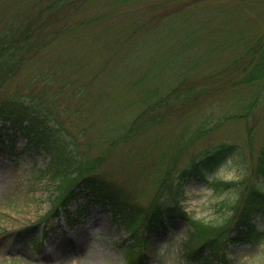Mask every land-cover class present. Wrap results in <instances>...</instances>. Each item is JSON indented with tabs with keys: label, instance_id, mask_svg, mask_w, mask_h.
<instances>
[{
	"label": "trees",
	"instance_id": "1",
	"mask_svg": "<svg viewBox=\"0 0 264 264\" xmlns=\"http://www.w3.org/2000/svg\"><path fill=\"white\" fill-rule=\"evenodd\" d=\"M263 5L264 0H14V4L3 5V12L13 10L14 18L5 19L0 25V87L21 67L39 62L37 57L44 54L50 64L46 70H40L42 78L47 76L52 80L57 69L61 73L66 70L53 91L43 90L35 98L32 93L16 92L0 96V132L7 134L11 144L15 134L22 135L26 148L48 156L43 172L52 182L53 192L43 217L41 237L37 234L29 245L33 254L40 251L54 218L65 214L71 226L75 221L72 213L77 217L91 216L94 207L109 211L110 223L127 234L121 238L127 264L149 261L147 244L152 241L157 249L175 230L176 233L180 230L181 235L180 257L188 264H232L229 252L232 254L239 246L251 248L261 241L264 237V144L252 166L253 178L243 188L239 187L241 182L212 176L227 159L241 160L243 148L238 142L221 141L175 170L177 156L170 163L159 165L158 175L149 177L147 187L142 190L145 194L153 191L151 199L144 203L128 187L99 171L102 156H88L79 151L77 136L69 133L59 119L57 102L61 90L70 87L72 96L79 98V105L87 99L94 106L105 101L110 103L106 109L109 118L113 99L108 93L98 91L101 88L96 82L98 76L91 75L87 80L79 77L97 47L100 54L118 60V64L134 61L145 51H149L148 56L156 54L164 64L159 70L147 66L149 75L144 74L142 69L145 70L146 64L143 63L139 70L135 63L133 67L119 69V72L140 73L129 79V86L126 83L125 87L140 91L143 106L117 129V136L106 140L107 150L118 143L132 142L160 123L162 114L167 116L168 111L159 114L157 111L172 101L186 104L197 100L202 95L200 92L206 93L210 87L221 91L251 85L254 93L249 107L254 106L264 95ZM154 41L158 46L148 45ZM72 42L94 48L89 46L86 53L79 54L54 49L55 44L72 45ZM215 50L229 55L226 54V61L208 78L231 75L235 70L241 72L240 77L221 83L215 80L208 89L197 91L196 84L184 83L182 71L181 75L175 74L178 82L160 93L156 85L158 76L172 72L181 63L189 62L190 67L202 60L208 61L212 57L209 53ZM164 68L167 71H162ZM72 73L77 83L69 77ZM208 126L206 122L201 123L182 141L179 149L199 138L210 129ZM189 181H201L217 194L235 188L238 192L235 200L220 205L224 210L231 209V213L219 221L192 215L185 205V187ZM71 201H75L73 206Z\"/></svg>",
	"mask_w": 264,
	"mask_h": 264
},
{
	"label": "rangeland",
	"instance_id": "2",
	"mask_svg": "<svg viewBox=\"0 0 264 264\" xmlns=\"http://www.w3.org/2000/svg\"><path fill=\"white\" fill-rule=\"evenodd\" d=\"M4 4H14V0H0V25L7 18H14L13 10L3 12ZM261 11L264 12V5ZM148 45L156 47L158 42L154 41ZM89 46L84 43L80 46L72 42V45L55 44L54 49L70 54H75L76 51L79 54L86 53ZM90 47L94 48L93 45ZM148 52H142L134 61L129 63L123 61L118 64V60L108 59L104 54H100L97 47L92 50L89 63L85 65L79 77L87 80L91 75L98 76L96 82L104 88L103 91L98 87V91L108 93L113 99L109 118L106 109L110 103L107 101L94 106L90 99H87L79 105L80 100L72 96L70 87L61 90L57 102L59 119L69 133L77 136L79 151L88 156H102L104 159L98 166L99 171L128 187L139 200L146 203L151 199L153 191L145 194L142 190L147 187L149 177L158 175L159 165L170 163L177 156V161L173 165L175 170L211 145L221 141H234L243 148L241 160L227 159L213 171L212 176L241 182L239 187L243 188L253 178L252 166L264 144V95L259 98L257 104L249 107L254 93L251 85L227 87L221 91L210 87L206 93L201 91L202 95L197 100H189L186 104L172 101L157 111L158 114L165 112L164 110L168 111L167 116L162 114L163 119L160 123L152 126L132 142L118 143L107 150L106 140L117 136V129L125 125L143 106L140 102V91L135 87H129V90L125 87L126 83L129 86V81L135 76H140V73L119 72L121 66L133 67L135 63L139 70L142 63L146 64L145 70L142 69L145 75H149L147 73L149 65L152 70L164 67L156 54L148 56ZM226 54L229 55L228 52L215 50L209 53L212 57L208 61L202 60L190 67L189 62L181 63L172 72L164 68L162 71L167 72L158 76L156 84L160 93L167 91L168 86L175 85L178 82V76L175 78V74L181 75L182 71L185 72L184 83L191 86L196 84L197 91L208 89L207 86L215 80L221 83L230 81V78L237 79L236 77L241 76L238 70L233 71L231 75L220 74L216 78H208L213 70L220 68L226 61ZM105 60L110 62L105 63ZM37 61L39 62L31 66L24 65L8 79L0 87V96L16 92L22 95L32 93L35 98L43 90L53 91L57 81L66 74V70L61 73L57 69L52 80L47 76H43V79L40 70H46L50 61L45 54L37 57ZM67 72L69 73L68 70ZM73 74L69 77L73 78L72 82H76ZM45 80L50 82L47 83ZM92 90L94 91V88ZM238 113L241 115H237ZM203 122H206L210 129L180 150L179 145L182 141ZM216 122L219 123L215 125ZM2 136L0 264H127L121 247V238H126L127 234L110 223L109 211H102L99 207H94L92 216L84 220L76 219L68 228L64 216L52 220L49 224L52 228L50 230L47 228L48 233L41 251L33 254L29 245L37 234L40 233L41 236L43 217L50 207L49 197L53 192V184L43 172L48 156L43 152L33 153L30 148H26L22 135L15 134L13 144L6 139L7 134ZM185 193L187 210L206 221H219L231 213V209L224 210L220 205L223 202H233L238 196L235 188L218 194L213 193L201 181L187 182ZM74 204L75 201L70 202V206ZM179 231L176 233L175 230L157 249L153 247L152 241L149 242L147 252L151 258L139 264H188L180 257L178 251L181 236ZM228 255L232 257V264H264V237L257 245L246 249L239 246Z\"/></svg>",
	"mask_w": 264,
	"mask_h": 264
}]
</instances>
